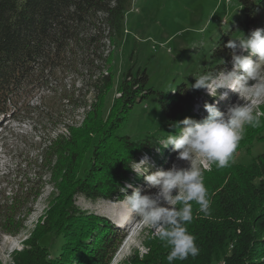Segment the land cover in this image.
<instances>
[{"label": "trees", "instance_id": "16d2710c", "mask_svg": "<svg viewBox=\"0 0 264 264\" xmlns=\"http://www.w3.org/2000/svg\"><path fill=\"white\" fill-rule=\"evenodd\" d=\"M131 1L0 0V117L13 114L25 97L49 89L59 73L81 76L84 88L79 92L86 90L95 100L79 129L66 126L72 134L49 137L40 146L33 165L44 171L42 175L38 172L43 178L50 177L52 198L56 199L38 224L36 235L16 256V264H111L125 235L108 218L83 211L75 200L82 196L91 202H122L132 192H122L121 188L137 181L131 165L160 147L148 138L133 140L119 135L118 130L135 106L152 95L157 96L169 125L189 117L202 121L194 113L199 103L196 89L183 83L173 91H158L149 86L147 70L135 72L131 68L124 73L120 96L104 119L105 97L114 84V74L105 67L112 62L107 46L109 42L116 48L122 39ZM238 2L245 12L244 24L259 25L264 0ZM227 42L224 39L215 48L214 54L222 63L210 69L213 77L222 73L225 65L232 69V50L225 47ZM63 97L76 108L89 106L76 90ZM258 132L259 127L255 134ZM241 141L238 146L249 143L247 135ZM170 148H164L162 157L171 156ZM81 165L85 169L78 173ZM229 165L217 173L215 164L205 171L209 214L191 202L193 219L186 227L196 237L199 255L173 264H215L221 255L224 264H264V153L248 169L233 162ZM27 184L5 205L6 235L18 236L25 230L24 209L40 195L37 183L29 180ZM145 246L147 254L135 256L128 264H168L171 249L158 237L150 235Z\"/></svg>", "mask_w": 264, "mask_h": 264}, {"label": "rangeland", "instance_id": "374dc122", "mask_svg": "<svg viewBox=\"0 0 264 264\" xmlns=\"http://www.w3.org/2000/svg\"><path fill=\"white\" fill-rule=\"evenodd\" d=\"M241 7L238 0H132L131 7L125 14L122 39L116 48H113L109 42L107 46L108 51H112V62L105 67L106 71H112L114 74V84L105 97L104 119L107 120L115 99L120 96L119 84L124 73L130 68L135 72L147 70L149 86L158 91H173L183 83H186L190 89H195L191 87L195 83L194 76L212 74L210 69L222 63V59L214 52L224 39L229 41L247 38L251 31L264 26V15L256 28L245 25V12ZM257 59L258 57H253L254 61ZM229 65H225L227 66L224 68L225 71L219 73L211 82V90L214 93L217 91L220 96L227 92V97L219 99L220 101L215 103L216 106L226 112L228 107L237 103L247 104L253 112L259 111L263 118L257 134H255L257 127H247L245 135L249 143L238 146L233 154V164L248 169L255 163L257 157L264 153V98L253 95L251 86L255 82H249L250 89L240 93L234 91L231 94L229 91L231 89L227 91L226 88L217 89V85L225 84L226 87L233 84L232 80L224 75L226 71H231L230 68L228 69ZM80 78L81 76L76 73H59L50 82L49 89H41L25 97L18 103V108L13 109V114L5 119L0 117V264H16V256L23 251L26 242L32 239L34 234L36 235L38 224L44 220L49 206L56 199V197L52 198L53 185L50 183V177L43 178L41 175L44 171L35 167L33 163L39 157L40 146L45 140L49 137L56 139L57 135L69 136L71 132L66 126L79 129L84 124L87 113L92 110L91 106L95 102L93 94L86 95V90L79 92V89L84 88ZM72 90H76V94L79 93L81 98L87 99L89 104L87 108H76L63 97ZM196 90L199 103L194 113L204 120L209 115L204 105L206 101H210L212 95L205 88ZM244 99L246 103H243ZM212 101L210 103L213 104ZM174 125L167 123L159 108L157 96L152 95L135 106L124 127L118 130V134L129 136L133 140L148 138L159 143L167 135L178 132V128ZM163 151L162 146L156 147L154 153L147 156L150 172L168 170L173 164L178 168L190 166V162L177 159V152L169 162H166L170 156L167 159L162 157ZM160 160L162 163L159 162ZM194 161L201 167L204 176L205 171H210L214 165V163L208 164L198 156L194 157ZM78 169L80 173L85 168L81 165ZM220 169L225 168H217L215 173ZM136 178L137 181L133 186L146 188L144 178L137 174L135 180ZM29 180L37 183V191H40V195L35 201L29 202L24 209L27 213L22 217L25 230L18 236L6 235L3 233L5 205L16 192L20 191L19 189L28 185ZM30 185L32 186L31 183ZM155 191L151 189V192ZM55 194L57 195L58 192ZM75 201L83 211L98 213L108 218L113 226L125 235L111 264H128L135 256L141 257L147 254L146 239L150 235L157 237L154 229L145 223L142 217L130 213L125 201L123 203L107 200L91 202L82 196L77 197ZM170 207L180 208L182 205L177 201ZM119 224H122V228ZM215 264H224L222 255Z\"/></svg>", "mask_w": 264, "mask_h": 264}, {"label": "clouds", "instance_id": "9594fccd", "mask_svg": "<svg viewBox=\"0 0 264 264\" xmlns=\"http://www.w3.org/2000/svg\"><path fill=\"white\" fill-rule=\"evenodd\" d=\"M225 47L232 50V69L224 75L232 80L233 87L217 85V89L228 88L240 93L250 89L249 82H255L251 86L253 95L264 98V28H256L247 38L230 39ZM253 57L258 59L254 61ZM194 78L192 88H205L212 96L217 95V91L214 93L211 90L214 80L211 73ZM226 97L227 92L219 99ZM204 108L209 114L206 119L196 121L185 118L174 125L179 129L176 134H169L158 143L163 148L171 146L178 153L177 159L190 162L189 167L178 168L173 164L168 170L150 172L149 158L145 156L138 163L134 162L131 168L137 176L144 178L146 188L132 184L121 188L125 193L127 189H132L131 195L125 196L130 213L142 217L164 246L171 249L166 257L168 264L189 256L194 258L200 253L196 237L186 225L193 219L191 202L195 201L199 211L207 215L210 200L203 172L194 157L198 156L208 164L214 163L217 168H225L233 161V154L244 138L247 127L255 128L261 124V113L253 112L245 104L232 105L226 112L212 103H206ZM151 189L156 191L151 192ZM177 201L182 207H170Z\"/></svg>", "mask_w": 264, "mask_h": 264}, {"label": "bare ground", "instance_id": "6f19581e", "mask_svg": "<svg viewBox=\"0 0 264 264\" xmlns=\"http://www.w3.org/2000/svg\"><path fill=\"white\" fill-rule=\"evenodd\" d=\"M224 86H225V84H224ZM226 87H233V84H231L230 86H226ZM224 89H225V88H224ZM227 90H228V88L225 89V91H227ZM229 91H231V90H229ZM244 101H245V99H244ZM243 103H246V101L243 102ZM245 105H247V104H245ZM168 169H169V167H168ZM153 190H156V189H153ZM123 220H125V219H123ZM123 220H121V222H123V224H126V223H124ZM127 224H129V223H127Z\"/></svg>", "mask_w": 264, "mask_h": 264}]
</instances>
